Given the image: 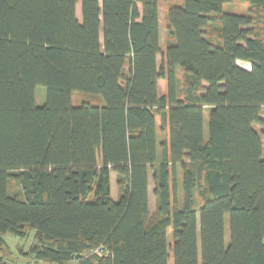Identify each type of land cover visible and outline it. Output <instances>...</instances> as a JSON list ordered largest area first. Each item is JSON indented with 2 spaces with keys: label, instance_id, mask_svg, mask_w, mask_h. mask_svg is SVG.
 Masks as SVG:
<instances>
[{
  "label": "trees",
  "instance_id": "obj_1",
  "mask_svg": "<svg viewBox=\"0 0 264 264\" xmlns=\"http://www.w3.org/2000/svg\"><path fill=\"white\" fill-rule=\"evenodd\" d=\"M160 1L0 0V264H264V0Z\"/></svg>",
  "mask_w": 264,
  "mask_h": 264
},
{
  "label": "rangeland",
  "instance_id": "obj_2",
  "mask_svg": "<svg viewBox=\"0 0 264 264\" xmlns=\"http://www.w3.org/2000/svg\"><path fill=\"white\" fill-rule=\"evenodd\" d=\"M160 10L161 16L163 12L168 7V4H165L162 0L160 1ZM222 13L225 14H236V15H248L249 14V5L245 3L243 0H232V2L224 4L222 7ZM76 16L80 19V3L78 2L76 6ZM163 44L166 42L165 38L162 36ZM241 65V64H240ZM35 101L38 106H41L45 102V88L42 86H38L35 91ZM71 103L73 106H78L81 103H90L94 105H102L103 99L100 96L74 92L71 97ZM262 117L264 118V109L262 110ZM207 113H205V123L204 126H207ZM257 130H261L260 127H257ZM163 134L158 133V139H163ZM264 140V139H263ZM151 176V175H150ZM149 176V177H150ZM151 182V179H150ZM111 189L112 196L116 198V186H115V176L112 174L111 176ZM20 193V187L15 181H11L8 187V194L14 195ZM149 207L150 212L153 213L155 209L154 197L152 195V187H149ZM170 234V230L168 231V235ZM229 236V228L228 221L225 222V238L228 239ZM170 239V236H169ZM4 241L6 243L5 251L3 252L4 259L10 264H23L26 262L25 257L22 255L27 251L28 247L33 243V232L29 231L24 239H19L11 236L10 234H6L4 236ZM171 264V262H170Z\"/></svg>",
  "mask_w": 264,
  "mask_h": 264
},
{
  "label": "crops",
  "instance_id": "obj_3",
  "mask_svg": "<svg viewBox=\"0 0 264 264\" xmlns=\"http://www.w3.org/2000/svg\"><path fill=\"white\" fill-rule=\"evenodd\" d=\"M165 10H166V8H165ZM165 10L163 12V15L161 16L162 12L160 10V5H159L160 39H161L162 50L164 49V45H165V43L163 44V42H162V36L165 38V41L167 39L166 38V30H165V23H166V21H165ZM237 64L239 67H241L242 69H244L246 71L250 70V64L247 62L238 61ZM158 93H159V95H164L166 93V83H165V80H163V79L158 81ZM150 186L152 187V191H153L152 182H150L149 187Z\"/></svg>",
  "mask_w": 264,
  "mask_h": 264
},
{
  "label": "built area",
  "instance_id": "obj_4",
  "mask_svg": "<svg viewBox=\"0 0 264 264\" xmlns=\"http://www.w3.org/2000/svg\"><path fill=\"white\" fill-rule=\"evenodd\" d=\"M89 255L92 254H98V255H106L105 250L103 247H96L91 249L88 252ZM81 261H79L78 259H73L72 261L69 262V264H81ZM23 264H42L40 261L37 260H27L25 263Z\"/></svg>",
  "mask_w": 264,
  "mask_h": 264
}]
</instances>
